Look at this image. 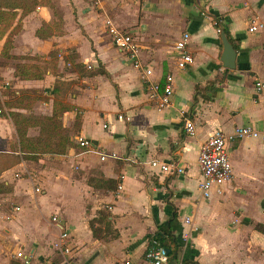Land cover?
<instances>
[{"label": "crops", "instance_id": "obj_1", "mask_svg": "<svg viewBox=\"0 0 264 264\" xmlns=\"http://www.w3.org/2000/svg\"><path fill=\"white\" fill-rule=\"evenodd\" d=\"M45 1L26 15L20 7L11 9L17 16L0 38L1 50L17 25L11 53L47 60L57 50L56 64L40 79L13 74L11 86L38 90L44 81L52 87L56 80L72 82L70 103L82 112L71 140L78 146L82 136L91 148L83 152V162L77 157L78 177L58 172L42 193L24 192L14 217L0 218V264H153L144 256L149 236L172 212L182 249L164 264H264V144L250 137L228 143L232 179L209 198L199 190L197 164L200 145L213 130L264 128V0H130L138 16L135 22L125 17L117 28L133 36L153 80L172 75L170 104L163 109L150 97L140 70L112 43L104 2ZM123 1L116 0V15ZM214 15L221 16L238 45L234 69L221 64ZM252 21L260 24L254 32L248 31ZM43 22L48 34L39 37L36 30ZM184 31L191 35L193 62L178 69L174 44ZM62 62L72 67L63 75L58 72ZM257 81L263 83L260 90ZM119 113L129 119H118ZM64 116L72 128L75 112ZM186 118L194 122L193 135L185 131ZM0 134L6 137L3 130ZM152 161L177 163L183 172H161ZM16 168L5 172L14 186L18 183L10 172ZM51 190L54 199L46 203ZM105 207L110 226L95 222L100 235L94 236L89 222ZM63 231L67 237L60 240Z\"/></svg>", "mask_w": 264, "mask_h": 264}, {"label": "rangeland", "instance_id": "obj_2", "mask_svg": "<svg viewBox=\"0 0 264 264\" xmlns=\"http://www.w3.org/2000/svg\"><path fill=\"white\" fill-rule=\"evenodd\" d=\"M100 1L101 3L104 2L108 10L104 21L109 19L116 27L125 24L121 21L125 20V17L128 22H135L138 16V12L132 7L130 0L123 1L124 6L121 7L120 13H117V15L114 11L117 8L114 6L116 0ZM1 48L2 44L0 43V62L3 63L0 65V119L6 121L3 120L0 123V132L3 130L6 137L0 134V218L1 220H7L14 217L15 212L18 211V206L22 205V198L26 196L25 191L34 190L38 194L42 193L47 183L51 182L53 176L58 172L67 173L69 171L71 175L78 177L82 170L80 162H77V157H82L81 162H83V152L89 149L81 148L71 140L74 131L77 130L76 120H73L72 128L65 125V123L67 124L66 116H64L65 112H75L70 103L73 92L70 91L72 82L58 80L56 84L54 83L53 88L51 82L44 81L38 87V90L37 88H26L24 86H11L13 74L17 76L16 73H24L27 65L32 63H39L34 65H44L45 63L49 66L48 68H51L56 62H50L51 57L44 60L38 56L34 57L28 54H12V46L11 48L3 46L2 50ZM80 48L84 56L88 57L85 55L87 54V47L80 44ZM54 57L56 60L58 55L55 54ZM88 68V66H85V69L90 71ZM83 69L79 71L82 73ZM70 70H72V67L68 66L67 62L58 65V72L62 75L70 72ZM52 88L56 93L52 91ZM16 91H20V94ZM19 96L23 99L18 100ZM64 104L68 105L67 111H64ZM54 105L57 106L56 109H54ZM11 112L21 115L18 119L23 126L27 125L23 128L25 132L24 141L32 151L29 155H36V158H22L23 155L19 150V135L13 117L9 115ZM23 118H27L28 121L25 122L26 120ZM11 126L13 130H11ZM66 138L69 140L68 143L65 142ZM12 156H15V158ZM14 166H17V168L11 170L10 173L13 180L18 183L16 186L11 184L15 182L7 183L9 174H6L8 169H12ZM52 192L53 190L50 191L46 203L54 199ZM26 193L28 196L31 195L29 192ZM39 217L42 219L40 214Z\"/></svg>", "mask_w": 264, "mask_h": 264}, {"label": "built area", "instance_id": "obj_3", "mask_svg": "<svg viewBox=\"0 0 264 264\" xmlns=\"http://www.w3.org/2000/svg\"><path fill=\"white\" fill-rule=\"evenodd\" d=\"M106 27L111 35L112 43L114 46L126 55L127 59L131 62V65L140 70V77L147 84L149 95L152 100L155 101L158 109H163L164 107L170 104L171 95H172V81L173 77L170 73L166 74L163 77V81L153 80V69L151 66L145 65L139 57V50L137 45L134 43L133 36L129 32H124L115 27L111 20H105ZM260 24L252 21V24L248 27V31L254 32L258 29ZM220 31V29H219ZM190 33L184 31L181 33L179 38L174 44V49L177 53L176 57V67L178 69H184L187 66H190L193 62V56L189 50V41ZM89 67V66H88ZM263 87V83L260 81L256 82V88L260 90ZM118 119L128 120L124 114L119 113L117 115ZM184 128L185 131L193 135L195 132L194 122L188 118L184 119ZM104 127L106 125H103ZM243 137H250L258 139L261 143L264 144V128L258 129L252 126H235L230 133H226L220 129L213 130L207 138L201 143L197 164L200 170V179L198 183L199 190L202 197L209 198L213 193H220L222 187L227 182L232 179V166L228 153V143L240 139ZM76 142L79 147L90 149L91 142L79 136L76 139ZM112 156H115L112 153ZM104 155L100 156V159L103 160ZM151 166L158 168L161 172L164 173H182L183 168L178 166L174 162H159L152 161ZM51 220L57 226L60 227L57 221V216L52 215ZM189 218H185V222H189ZM67 237V233L63 231L60 234V240ZM61 246L63 245L60 242ZM68 250L66 249V252ZM18 257H21L25 263H28L29 260L21 252L16 253ZM145 258L151 261L153 264H164L169 261V256L167 254L166 248L160 246L157 242L153 241L150 246L146 249ZM70 264V263H67Z\"/></svg>", "mask_w": 264, "mask_h": 264}, {"label": "trees", "instance_id": "obj_4", "mask_svg": "<svg viewBox=\"0 0 264 264\" xmlns=\"http://www.w3.org/2000/svg\"><path fill=\"white\" fill-rule=\"evenodd\" d=\"M44 0H0V38H2V36L6 33V31L11 27V25L13 24V20L16 17V13L14 11H11V9L13 8H22V15H26L28 12L34 10L36 8L37 5L40 4H44ZM3 7L7 8V9H3ZM213 21H214V25L217 27V29H221L225 32L228 40L230 41V43L232 44V46L234 47V49L237 51L238 50V45L235 43V39H233L229 33V29L227 28V26L225 25V23L222 22L221 20V16L219 15H214L213 16ZM19 26L15 25L7 34L3 46L5 48H11L12 46V37L13 35L17 32ZM48 28L49 25L45 22L42 23V25L40 26V28H38L36 30V35H38L39 37H44L48 34ZM57 50H52L49 52V58L50 62H54L55 61V57L54 55L57 54ZM3 63L0 62V65H2ZM34 64H39V63H32L30 65H27V69L24 71V73H16V75L20 76V78L22 79H40L43 77V73H45L48 69V65H34ZM78 67H80V65H78ZM58 80L55 81V84ZM212 85V82H210L208 84V87H210ZM212 87V86H211ZM196 92H200V91H196ZM54 93H56V91L54 90ZM204 96V95H203ZM18 100L23 99V97L19 96L17 98ZM196 100V97L194 96V101ZM55 104V103H54ZM57 104V102H56ZM65 105V109L64 111L68 110V105ZM57 106L54 105V109H56ZM73 109L75 110V120L77 123V128L79 127L80 124V119H81V109L73 107ZM10 116L12 115L13 120H14V124L16 126L18 135H19V142H20V147L19 150L21 152V154L23 155L22 158H36V155H29L31 154V150L29 145L25 144L24 138H25V132L23 130V128H25V126L27 125H22L20 122V120L18 118L21 117V115H19L18 113H13L11 112L9 114ZM24 120H26L25 122H27V118H23ZM22 120V119H21ZM66 143L69 142L68 138H66ZM13 158H15V156H12ZM109 186V185H108ZM113 189V187H111ZM115 188V187H114ZM99 212V217L98 219L96 218H92L89 222L90 228L92 229V232L94 234V236H98L100 235L98 232L97 227L94 226V223L97 221H105L106 227L108 228L110 226V220L108 219V217L110 216L109 212H108V207H105L104 210H100ZM175 212H172V214L163 222L159 223L156 225V229L155 232L149 236V243L147 248L150 246V244L155 241L157 242L160 246H163L167 249H170V252L168 254L169 259L170 260H176L178 258L179 252L182 249L181 244L178 242V239L173 231V220H174V214ZM256 229L262 231V225L261 224H257Z\"/></svg>", "mask_w": 264, "mask_h": 264}, {"label": "water", "instance_id": "obj_5", "mask_svg": "<svg viewBox=\"0 0 264 264\" xmlns=\"http://www.w3.org/2000/svg\"><path fill=\"white\" fill-rule=\"evenodd\" d=\"M221 43H222V52L220 55V61L224 68L234 69L236 66V50L228 40L225 32L223 30L219 31ZM167 254H169L170 249H167Z\"/></svg>", "mask_w": 264, "mask_h": 264}]
</instances>
